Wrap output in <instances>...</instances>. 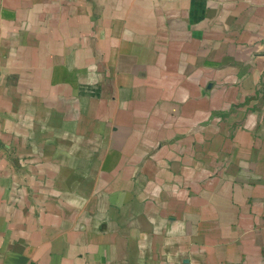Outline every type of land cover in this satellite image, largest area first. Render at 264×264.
Wrapping results in <instances>:
<instances>
[{
    "label": "crops",
    "instance_id": "obj_1",
    "mask_svg": "<svg viewBox=\"0 0 264 264\" xmlns=\"http://www.w3.org/2000/svg\"><path fill=\"white\" fill-rule=\"evenodd\" d=\"M0 264H264V0H0Z\"/></svg>",
    "mask_w": 264,
    "mask_h": 264
}]
</instances>
